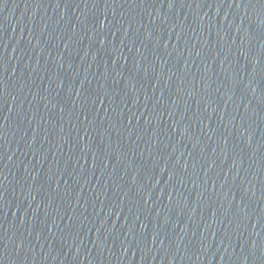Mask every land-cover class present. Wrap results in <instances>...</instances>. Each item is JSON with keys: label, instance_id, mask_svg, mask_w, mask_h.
Wrapping results in <instances>:
<instances>
[{"label": "water", "instance_id": "water-1", "mask_svg": "<svg viewBox=\"0 0 264 264\" xmlns=\"http://www.w3.org/2000/svg\"><path fill=\"white\" fill-rule=\"evenodd\" d=\"M0 264H264V0H0Z\"/></svg>", "mask_w": 264, "mask_h": 264}]
</instances>
